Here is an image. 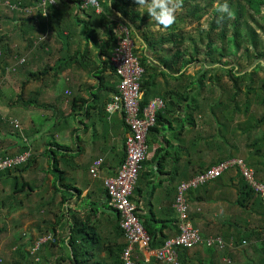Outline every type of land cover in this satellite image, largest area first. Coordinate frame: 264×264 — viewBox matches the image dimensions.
<instances>
[{
    "label": "trees",
    "instance_id": "16d2710c",
    "mask_svg": "<svg viewBox=\"0 0 264 264\" xmlns=\"http://www.w3.org/2000/svg\"><path fill=\"white\" fill-rule=\"evenodd\" d=\"M5 1H8L9 4H5ZM41 1L0 0V72L2 74L13 70L18 64L20 67L28 64L30 58L33 59L36 52L44 47L45 42L35 44V41H38V36L54 29L56 24H54V20L60 16V12L56 8L59 0H56V4H48L46 8L42 7ZM71 1L75 2L82 12L87 13L86 19L82 20L87 40L99 46L101 52L107 55L106 59L100 62L102 69L98 71L99 74L106 69H110L115 73L110 63V56L116 44L113 29L119 21H123L130 26L133 38L132 27L133 29L134 26L139 27V24L136 23L137 20L141 23L146 22L145 19H148L145 23L148 26L155 23L150 20L147 12L144 13L143 17H140V13L135 10L137 8L135 0H110L112 8L120 16L117 20L105 23L106 39L98 41V27L93 25L92 18L94 16L103 17L104 8L105 11H113L112 8L106 5L107 0H105V3L100 0L103 6V11L100 12H96L94 8L83 9L78 0ZM214 2H217L216 7L211 9ZM225 2L228 5V12L219 11L218 7ZM12 5L16 7H12ZM180 7L183 8V11L177 15L171 26L164 31H159L160 36L158 39L152 36L151 40H146L148 46L152 47L157 54V59L164 66L163 70L155 72L156 67L149 63L148 56L144 53H138L136 48L134 50L145 69L141 82L143 91L141 106L148 104L153 97L150 90L144 89L146 82H148L147 77L151 78L154 74H167L176 79L188 78L189 85L173 88L172 92H168L164 96L161 95V97L165 101V107H168L164 111H168L169 104H173L174 101L179 103L186 101L184 120L192 128H196V115L204 116V118L208 116L205 122H210V126L212 123L214 124V131L205 133L203 129L199 128L191 136V143L197 155L204 147L203 144L207 149L214 150L216 154L213 160L199 164L194 173L202 172L210 166L229 158H240L236 153L239 148L235 143L238 135H235L232 139L227 137V134H233L234 130H240L241 134H245L248 138L245 144L247 153L242 159L248 167L254 169L256 178L264 180V0H182ZM205 15H207V27H202L199 24L201 18ZM192 22L198 24L194 27L196 37L186 34L184 30V23ZM257 29L262 31L261 35L263 37ZM22 39L26 42L23 49L13 48L14 43L18 44ZM186 40L190 41V50L188 45H184ZM168 44H171V47ZM37 46L39 48L36 50ZM229 48L233 49L232 56L235 62L234 60L223 59L227 55L230 56V51L227 53ZM170 50H172V53L169 52ZM25 53L29 54V60H26L27 55ZM241 60H243V63ZM194 62L200 63V69L195 71L194 75H186L185 71H181V68ZM46 68L49 67L46 66ZM32 74L35 76V73ZM115 75L118 83L119 77L116 73ZM223 75L227 77L226 83L222 81ZM24 86L25 83H22L21 88L23 89ZM106 88L112 91V94L118 92V87L107 86ZM183 88L186 89L187 94H185ZM188 88L190 89L188 90ZM1 94L0 89V97ZM173 94L174 97L176 95L179 97L175 100ZM109 99L105 100L99 109L100 118L104 115L103 110H105ZM10 104H19L26 108L36 104V101L25 99L21 91L18 94L16 93L15 99L10 101ZM252 104L261 108L260 115H256L254 111L250 110ZM239 114H246V118L242 122L236 121ZM74 115L75 113H55V119H63L64 122H67L68 117ZM12 119L14 118L2 117L0 114V124H4V126L6 124L11 125L15 129L11 122ZM163 119H166L165 115L160 110L157 111L155 124L149 128L147 134L149 145L157 139L160 126H163ZM122 122L126 126L123 115ZM92 123L93 126L96 125L94 121ZM58 125V122L53 123L52 128L49 130L51 136L45 138L47 139L45 148L41 153H35V150L32 151L33 143L30 142L26 131V137H21L20 132H16L15 136L20 141H13V143H8L7 146L0 143V158L22 153L26 150L30 151L26 161L14 167L0 169V215L5 214L6 217H9L13 211L21 208H28V212L33 216L34 214L39 215V218L33 223V227L37 232L35 234L36 238L33 235H19L18 227L21 223L19 220L12 219V223L16 227L15 232L18 234H15L16 238L11 240L12 243L9 246L11 249L10 259L5 260L0 257V264H124L122 252L126 246V238L119 224L118 212L109 205L108 208L116 211L117 214L113 224V236L106 240L103 234L98 233L99 228L96 223L90 226L93 229L86 227L96 217L99 219L96 222H102L97 216L98 207L96 203L82 206L79 212L69 206L70 196L75 195L70 188L74 192L77 191V195L80 194V190L65 182L66 170H76L77 165H73L75 155L70 152L72 148L68 144L53 138V133L57 130L53 128ZM255 130L256 132L260 130L261 133L254 135ZM75 131V129H72L73 136ZM177 134H179V131ZM5 135L7 136V133L0 134V142L5 139L8 140ZM12 147L15 150L9 152ZM162 147L166 148L165 146ZM161 149L163 148L157 147L152 156V159H157L158 167L165 158ZM167 152L164 153L165 156L170 153L169 150ZM40 156L41 163L39 161ZM44 158L46 159L47 168L43 167ZM147 159L142 162V167ZM34 165H36V169ZM35 171L42 172L41 177H37ZM140 172L139 175H141ZM26 173H28V176H26ZM49 176H51L50 185L47 182ZM209 182H214L219 187L227 186V188H230L236 186L235 198L231 201L225 200L229 207L228 211H232L233 205H236L240 215L233 216L232 220L229 217L230 219L226 222V230L223 227H214V235L220 233L225 241L232 242L233 247L226 246L222 250L203 245L194 247L193 250L187 247H179L178 264H219L221 257L230 259L229 263L227 261L226 264H264L263 198L251 187L237 165L223 172L214 181ZM209 182L188 190V201L192 200L194 193L199 194L201 189L208 188ZM228 182H233V185H229ZM38 185L43 186L45 191L50 194L47 196L49 197L46 200L47 202L40 201L34 205L29 201H32L35 194L31 195V193L35 188H38ZM50 187L53 188V192L50 191ZM7 188H10L8 193L5 192ZM64 189L70 190L71 193L67 196V193L63 191ZM133 191L131 200L134 201ZM104 192L106 193L105 187ZM58 193H60L61 198L58 202H55ZM36 194L40 197V200L44 199L45 193L36 192ZM26 214L28 215V213ZM169 215V219L157 218L156 213L153 211L149 215H140L143 225L150 235V250L161 247L168 238L172 237L170 233L164 232L165 227L171 230L176 229L175 233H179V221L174 207L171 208ZM194 217L195 215L191 214V210H189L187 218L194 221ZM3 223V228L0 227V230H6L5 220H3ZM49 234L51 238L40 242L38 247L35 248L37 241ZM203 235L206 236V234ZM23 239L27 243L22 241ZM245 245L250 249H254L258 258L250 255L243 263H240L237 259L238 253L244 249ZM103 252L105 255L101 257ZM136 264L171 263L161 262L155 256H152L148 261L136 258Z\"/></svg>",
    "mask_w": 264,
    "mask_h": 264
},
{
    "label": "crops",
    "instance_id": "0c3cea01",
    "mask_svg": "<svg viewBox=\"0 0 264 264\" xmlns=\"http://www.w3.org/2000/svg\"><path fill=\"white\" fill-rule=\"evenodd\" d=\"M102 1L105 3V0ZM106 2V5L112 8L110 0ZM56 8L60 12V16L54 20V24L56 23L54 29L38 36V41H35L36 45L39 42H45L44 47L36 52L33 59L30 58L28 64L22 67L18 64L13 68V79L17 81L15 97L16 93L18 94L22 91L25 99L36 101L33 106L26 108L21 106V112L14 110L13 115L15 116L14 119L19 118L22 122L24 120V134L22 133L20 136L26 137L25 131L28 133V138L33 143L32 151L35 150V153H41L44 150L47 140L45 138L51 136L49 130L54 122H58L59 125L53 128L54 130L57 129L53 133V138L68 144L72 148L70 152L75 155L73 165H77L74 175H72L71 169L66 170L65 182L80 190V194L77 195L78 192H74L70 188L75 195L70 196L69 206L79 212L82 206H87L93 202L96 203L98 207L97 216L102 222H96L99 220L96 217L86 227L90 228L91 225L96 223L98 230L101 232L98 231V233L100 235L103 234V237L108 240L113 236V224L117 212L108 208L110 204L108 203V196L104 192L102 179L115 175L118 166L123 161L125 155L124 139L127 128L122 122L120 112L109 115L106 110H103L104 115L100 118L99 109L104 101L113 95L112 91L106 87L113 86L116 88L118 86L117 77L110 69H106L100 74L98 73L102 69L100 62L104 61L107 55L101 52L99 46L94 45L86 38L82 20L86 19L87 13L82 12L80 7L71 0H59ZM112 10L105 11L104 8L103 17L94 16L92 18L93 25L98 27V41L106 39L105 23L117 20L120 16L113 8ZM143 15L140 14V17H143ZM147 20L145 19L146 22ZM146 22L140 23L137 20L136 23L139 24V27L134 26V29L132 27L136 49L138 53H144L148 56L149 63L156 67L155 72H160V70L164 69V66L157 59L156 52L152 47L148 46L147 41L151 40L152 36L158 39L160 36L159 31H164L165 29L155 23L148 26L145 24ZM25 45L26 42L22 39L18 44L14 43L13 48L21 50ZM168 46L171 47V44H168ZM38 48L37 46L36 50ZM169 52L172 53V50ZM25 55H27L26 60H29V54L25 53ZM88 64L90 66H87ZM46 66L49 68L47 69ZM181 71H185L186 75L195 74L194 65L185 66L181 68ZM32 73H35V76ZM147 81L144 89L150 90L151 94H153L150 101L154 98L162 99L161 95L164 96L166 93L172 92L173 88L189 85L188 78L176 79L167 74H154L151 78L147 77ZM22 83H25L23 89L21 88ZM185 90L183 88V91L187 94ZM172 96L174 97V94ZM177 97L179 96L176 95L174 99L176 100ZM163 103L162 107H157V111L160 110L166 119H163V126H160V133L157 134V139L150 145L148 159L142 167L133 195L140 215H149L153 211L156 213L157 218L169 219V213L171 208L174 207L176 198L175 187L177 189L180 181L193 177L194 171L199 164L209 162L215 156L206 160L203 155L207 150H210L203 144L202 146L204 147L198 153V158H196L197 154L191 143V131L194 128L184 120L186 101H181V103L174 101L173 104H169L168 111H164L168 107H165L164 100ZM16 106L20 108L19 104ZM55 113H75V115L73 117L69 116L67 122H64L63 119L56 120ZM25 114L26 117L22 119L21 115ZM92 121L96 123L95 126H93ZM72 129L76 130L74 136ZM178 131L179 134H177ZM45 135L47 136L45 137ZM13 141L15 140L12 139L11 143ZM29 146L31 147L30 144ZM157 147L163 148L161 151L165 157L159 167L157 166V159H152ZM168 150L170 153L165 156L164 153H168ZM40 158L41 156L39 157L41 163ZM98 158H101L102 162L98 175L93 177L89 172V167ZM43 165L44 168H47L45 158ZM35 172L37 175L42 173ZM26 175L28 176V173ZM37 177H41V175ZM214 180H211V182ZM47 182L50 185L51 176L48 177ZM228 183L230 185L233 182ZM235 187H219L213 182L210 183L208 188L201 189L199 194L194 193V196L192 195V200L188 202L191 214L195 215V220L190 221L202 234H215L214 227L217 226L226 230L227 220L230 218L232 220L235 216L240 215L236 205H233L232 211H228L229 207L226 201H231L235 198ZM70 190L64 189L63 191L68 196L71 193L69 192ZM50 191L53 192L52 187H50ZM36 192L45 193L44 199L40 200ZM49 194L43 186L38 185V188H35L32 194L36 199L33 197L32 201L30 200L29 202L34 205L40 201L45 203L49 198L47 197ZM195 194L199 196V200ZM60 198L61 195L58 193L55 202H58ZM23 210H26L28 215L26 214L27 216L21 220L27 225L31 224L33 226L39 215L34 214L33 216L28 212V208L13 211L11 213L12 218L15 219V213L18 214ZM16 217H18L16 220L20 219L19 214ZM175 231L176 229L164 228V232L170 233L172 236L177 235ZM30 234L35 237V234H37L35 227L31 229ZM218 235L221 234L218 233ZM245 249L250 250L251 256L254 255L255 258H258L254 249L244 247L243 250ZM243 250L238 253L237 259L240 263H243L246 259V257L244 259L241 258ZM104 255L103 252L101 257ZM134 255L136 258L144 259L145 261L154 256L152 250L141 246L136 247ZM225 258L229 259L221 257L218 263L226 264Z\"/></svg>",
    "mask_w": 264,
    "mask_h": 264
},
{
    "label": "built area",
    "instance_id": "2783aa9c",
    "mask_svg": "<svg viewBox=\"0 0 264 264\" xmlns=\"http://www.w3.org/2000/svg\"><path fill=\"white\" fill-rule=\"evenodd\" d=\"M78 1L83 9L94 8L96 12L102 10L100 0ZM56 2V0H42L41 5L46 8L48 4H56ZM5 4H9V2L5 1ZM12 7L16 6L12 5ZM113 31L116 44L110 56V63L119 77L118 92L110 97L105 110L109 115L115 112L122 113L128 130L124 139L125 157L118 166L115 175L103 178V185L108 196V203L119 214V224L126 238V246L122 252L124 264H136L135 246L149 249L150 235L139 216L137 204L131 200V195L137 183L142 162L149 155L150 145L147 143L149 128L155 124L157 107H162L164 103L161 98H154L145 106H141L143 95L141 82L145 69L134 52L136 43L132 37L131 28L127 23L120 21L114 26ZM29 155L30 151L26 150L0 158V169L14 167L26 161ZM101 162L102 159L98 158L91 164L89 171L93 177L98 175ZM235 165L264 201V180L256 178L254 169L248 167L239 157L223 160L189 179L180 181L177 185L174 202L179 221V233L168 238L161 247L152 250L157 260L178 264L179 247L192 249L203 245L213 246L220 250L226 246L233 247L232 242L225 241L221 235H203L187 218L190 210L187 192L215 179L226 170L234 168ZM48 238H51L50 234L39 239L35 248ZM226 261L229 262V259Z\"/></svg>",
    "mask_w": 264,
    "mask_h": 264
},
{
    "label": "rangeland",
    "instance_id": "374dc122",
    "mask_svg": "<svg viewBox=\"0 0 264 264\" xmlns=\"http://www.w3.org/2000/svg\"><path fill=\"white\" fill-rule=\"evenodd\" d=\"M216 4H217V2H214L213 3V7L211 9H214L216 7ZM211 9H210V12H211ZM182 11H183V8L179 7L177 9L176 13H175L176 17ZM206 17H207V15H205L203 18H201V21H200L199 25H201L202 27H207ZM261 23H263V21H261ZM197 25L198 24L196 22H192V23H188V24L184 23V30L186 31V34H189V35H192L193 37H196V32L194 30V27L197 26ZM257 31L261 35L262 31L260 29H257ZM261 37H263V35H261ZM184 45H188L189 46V50H190L191 44H190L189 40H186ZM229 51L231 53L230 56L227 55L223 59L224 60H234V62H235V59L232 56L233 49L232 48L227 49V53H229ZM241 62L243 63V60H241ZM191 65H194V70L195 71L200 69V63L199 62H194ZM12 71L13 70L8 71L5 74H2L0 72V89L2 91V94H1V97H0V114L2 115V117L14 118L15 116L13 115V111L16 110V111H20L21 112V110H22L21 106L19 108V107H17L14 104L13 105L10 104V101H13L15 99V91H17V81H15V79H13ZM261 74H263V72H261ZM226 79H227V77L225 75H223L222 81H225L224 83H226ZM228 85H229V82H228ZM218 93H220V92H218ZM250 110L254 111L256 113V115H260V112H262L261 108L256 106L255 104L251 105ZM21 116H22V119H23V117H26V114L25 115H21ZM195 117H196V128L193 129V132L191 131V135L192 136H193V133L195 134L197 129H199V128L203 129V131L205 133H209L211 131H214V129H213L214 124L212 123L211 124L212 127H211L209 125L210 122H205V120H206V118H208V116H206L204 118V116L200 117V116L196 115ZM245 118H246V114H239L236 117V121L242 122ZM11 122L13 123L15 129H13V127L11 125H7L6 124V126H4V124H0V134L1 133H7V136L5 135V137L8 139V140L5 139L2 142H0L1 145L7 146L8 143H11L12 139L17 141L18 139H17V136H15V134L18 131L20 132V134H22V133L24 134V129H25L24 120L22 122L19 118H16V119H12ZM23 127H24V129H23ZM260 130H258L257 132L255 130L254 131V135H259L261 133ZM12 133H14V134H12ZM235 135H238L237 138H236L235 143H237V147L239 148L238 152H236V153L238 154V156H240V158H243L245 153H247V148L245 147V144L248 141V138H246L245 134H241L240 130H234V133L233 134H227V137L229 139H232V137H234ZM18 141H20V140H18ZM14 150H15V148L12 147V148H10L9 152H12ZM215 155L216 154H215L214 150L213 151H211V150L208 151L207 150V152L203 155V157L206 160H208L209 158L214 157ZM203 157H199V158H203ZM196 158H198V155L196 156ZM34 166H35V169H36V165H34ZM75 173H76L75 170H72V175H74ZM39 175H42V173H39L38 176ZM9 190H10V188H7L5 192L8 193ZM32 194L33 193H31V195ZM34 199H36V198L34 197ZM34 202H36V201H34ZM18 214H19V218H20L19 221H22L21 219L24 218L25 216H27L26 215V210H23L22 212H20ZM18 214L15 213V219H18V217H16ZM12 219H13L12 215L9 216V217H6L5 214L4 215H0V227L3 228V226H2V224H4L3 220H5V225H6V230H0V257L2 259H5V260H9L10 259L11 249L9 248V246L12 243L11 240L12 239L14 240V238H16V235L18 234V233L16 234V232H15L16 231V227L12 223ZM32 228L34 229V227L31 224L27 225V223L22 221L21 225H19V227H18L19 235L20 234H23V235L25 234L27 236L31 235L30 232H31ZM216 235H218V234H216ZM22 241H25V240L23 239ZM25 242L27 243V241H25ZM244 247L246 248V245ZM248 249H250V248L248 247ZM191 250H193V249H191ZM246 250L245 251L243 250V252H242L241 258H243V259L245 257L247 258V256H250V250H247V251ZM245 255H247V256H245Z\"/></svg>",
    "mask_w": 264,
    "mask_h": 264
},
{
    "label": "clouds",
    "instance_id": "9594fccd",
    "mask_svg": "<svg viewBox=\"0 0 264 264\" xmlns=\"http://www.w3.org/2000/svg\"><path fill=\"white\" fill-rule=\"evenodd\" d=\"M137 10L140 14H147L150 20L164 29L171 26L176 20V11L181 6L182 0H135ZM221 12H228V5L218 7Z\"/></svg>",
    "mask_w": 264,
    "mask_h": 264
}]
</instances>
